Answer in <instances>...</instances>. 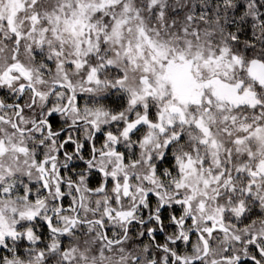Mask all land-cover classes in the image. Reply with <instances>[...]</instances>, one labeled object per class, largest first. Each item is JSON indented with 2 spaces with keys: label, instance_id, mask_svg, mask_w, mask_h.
Instances as JSON below:
<instances>
[{
  "label": "snow or ice",
  "instance_id": "snow-or-ice-1",
  "mask_svg": "<svg viewBox=\"0 0 264 264\" xmlns=\"http://www.w3.org/2000/svg\"><path fill=\"white\" fill-rule=\"evenodd\" d=\"M0 264H264V0H0Z\"/></svg>",
  "mask_w": 264,
  "mask_h": 264
}]
</instances>
